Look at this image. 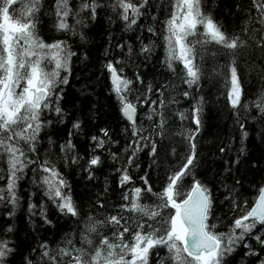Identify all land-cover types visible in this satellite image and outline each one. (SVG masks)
<instances>
[{
    "label": "snow or ice",
    "instance_id": "snow-or-ice-1",
    "mask_svg": "<svg viewBox=\"0 0 264 264\" xmlns=\"http://www.w3.org/2000/svg\"><path fill=\"white\" fill-rule=\"evenodd\" d=\"M162 6L168 11L161 20ZM217 7L215 2L209 7L208 0H0V207L8 209L5 216L13 221L0 234V264H233L231 258L241 247L244 257L264 264V184L249 197L238 175L248 154L250 123L259 125L257 136L264 140V89L255 101L246 100L244 75L245 70L259 69L257 75L264 82V0H236L234 11L224 9L231 24L217 18ZM105 13L110 25L115 16L124 32L138 33L118 42L115 48L122 55L103 64L120 115L127 122L122 131L128 140L121 154L126 159L116 168L119 191L109 196L106 179L85 207L76 199L61 162L67 169L84 160L83 171L88 180H94L104 166L105 153L113 163L120 160L112 151L119 141L108 127L89 133L85 160L73 142V135L83 132V120L75 118L66 137L54 136L53 130L68 121L63 102L73 58L79 59L80 54L67 39L46 40L42 28L43 19L48 18L56 33L78 37L86 44L87 29ZM145 31L150 34L148 43H144ZM157 38L166 68L176 74L180 66L183 90L172 82L154 90L141 75L140 67L147 65L158 47ZM134 39L139 41L138 50L130 42ZM111 41L109 34L105 57L110 55ZM87 58L84 53L83 59ZM135 58L142 59L130 77L126 69ZM206 78L222 82L226 95L218 91L216 100L224 96L233 121L231 137L217 143L223 169L211 180L198 175L202 165L197 137L203 132L209 104L200 94ZM177 96L195 102L190 108L174 109L180 103ZM168 113L179 118L178 129L173 130ZM189 120L192 127L185 126ZM174 137L184 150L176 163L164 167L158 187L148 172L134 176L140 168L138 154L144 149L152 158L150 169L152 165L159 168L161 155L175 159ZM237 138L233 157L230 153ZM259 166L251 162V167ZM29 170L41 200L33 202L37 192L28 193V224L36 238L24 244L14 238V217L24 203L20 182ZM226 202L231 213L228 221L217 214ZM49 206L57 214L55 222ZM61 218L71 224L59 240L40 238L39 229H55Z\"/></svg>",
    "mask_w": 264,
    "mask_h": 264
},
{
    "label": "trees",
    "instance_id": "trees-1",
    "mask_svg": "<svg viewBox=\"0 0 264 264\" xmlns=\"http://www.w3.org/2000/svg\"><path fill=\"white\" fill-rule=\"evenodd\" d=\"M218 3L219 7L215 8V15L217 18L224 20L226 24H231L232 20L224 13L225 8H231L235 10L234 5L236 0H208L209 7L213 3ZM246 3L247 0H244ZM168 9L164 6L161 7L160 19L165 17V13ZM155 13V9H153ZM108 14H102L98 20L87 29L89 40L86 44H82L78 37H71L64 33H56L52 30L53 21L44 18L42 35L46 40H51L53 37L58 36L61 39H67L69 43L73 45V50L80 54V58H73L72 76L70 77V83L66 89L65 102L63 107L68 111V121L65 124L58 125L54 130V136L56 138L66 137L67 132L71 129V122L79 117L84 121L83 132L79 135H73V142L76 144L77 151L81 156L87 160L89 155V133H97L100 127H108L110 135L113 136L114 140H118L119 144L113 146L112 151L117 152L120 155V160L116 163L111 161L106 153L103 155L105 161L104 166L97 170L95 173L96 178L94 180L87 179V173L83 171L84 160L80 161L78 165H70L69 168L64 169L63 163L61 162V169L65 172L67 178L72 183L73 193L78 201H80L85 207L90 197L94 198L93 194L103 189L105 180L107 179L110 184L109 196L114 192H118L117 179L118 173L116 168L120 167L121 163L126 159V155L123 153V148L128 140V137L124 134L122 129L127 126V122L121 117L119 111V103L114 93L110 90V82L108 80L107 73L103 68V64L106 59H112L114 56L119 57L122 55L115 45L118 42H125L129 36L135 37L138 33L136 32H124L123 24L113 16L114 24H109L106 16ZM239 21L240 17H236ZM150 22V21H149ZM141 24H145L144 20L140 21ZM160 27L159 22L157 28ZM109 34L112 36V49L108 57L104 56V50L108 47ZM145 37L144 43H148L147 37L150 36L146 31L143 33ZM139 48V41H130ZM158 47L152 55L150 61L146 66L140 67L141 75L144 76L145 82H151L154 90L161 84L172 82L179 86V89L183 90L186 88L185 85L181 84L178 78L180 72V66L177 65V73L170 72L163 64L164 60V49L161 41L157 38ZM87 53V60L83 59V54ZM142 58H135L131 66L126 69L128 76L133 75V69L136 64L140 63ZM223 63V59L220 61ZM211 68V61L207 65ZM259 69L248 72L245 70L244 75L247 77L245 80V99L248 101H255L258 93L264 89V82H261L257 72ZM200 94H203L206 99L209 100L208 107L206 108L205 126L203 132L197 137L198 140V154L200 156L201 168L198 169V175L202 178L209 180L215 175L216 172L222 171L223 160L220 158L217 151V143L219 141L227 142L232 135L233 121L232 114L226 106V99L224 96L219 101L216 100L218 91H224L226 95V89H223L222 82L213 79H204L202 82ZM195 94V89H193ZM175 95V93H172ZM141 95L143 96V89H141ZM169 97L168 93H165V98ZM180 101L178 105H173L174 109H186L190 108L194 100H186L181 96H177ZM140 111H143L141 109ZM171 117L173 130L179 128L180 121L178 117H172L171 113H168ZM255 115V112H253ZM142 118V117H141ZM186 127H192L191 121H185ZM145 126L148 121L144 120ZM249 138H248V154L247 157L242 161V167L238 175L243 179L244 191L249 197L255 194V189L261 184H264V140H261L257 136L259 125L250 123L248 126ZM173 142L176 143L178 148V155L175 159L168 158L165 160L164 156L161 155L159 168L157 165H152L151 169L149 165L152 163V158L147 155L148 149H144L143 152L138 154L140 168L134 171V176H139L148 172L151 177V182L154 187H158V177H162L163 169L168 164L176 163L179 159V152H182L183 145L180 143L179 138L174 137ZM239 140L233 144V150L230 153L231 156H235L236 147H238ZM251 162H256L259 167H251ZM2 166V165H0ZM31 171L29 170L28 177L20 182V194L24 198V203L21 208L18 209L16 216L14 217V223L16 224V238L18 242L24 244H31L36 238V234L30 230L28 224V213L26 211L28 193L30 191H36L37 195L33 202L39 203L41 200V194L39 189L32 186L30 182ZM217 181L220 177H216ZM228 182L231 184V174L228 175ZM2 183V182H0ZM219 198L222 199V194H218ZM107 200L108 197H105ZM147 202V201H146ZM8 209L0 207V234L3 233V229L13 221L8 220L5 213ZM93 211H96L93 209ZM106 211L112 212V209L107 207ZM217 214L222 217L225 221H228V217L231 215L228 209L227 202L219 206ZM239 214V213H237ZM55 209L49 206V216L55 222L56 220ZM37 224L39 221L37 220ZM71 224L70 220L61 218L55 229L42 228L39 229L40 238H48L49 240H59L63 232L69 228ZM223 230V228H222ZM244 251L242 247L237 253L231 258L233 264H254V258L244 257Z\"/></svg>",
    "mask_w": 264,
    "mask_h": 264
}]
</instances>
